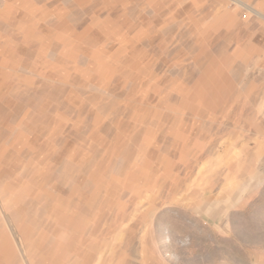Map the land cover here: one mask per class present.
<instances>
[{
  "label": "rangeland",
  "instance_id": "1",
  "mask_svg": "<svg viewBox=\"0 0 264 264\" xmlns=\"http://www.w3.org/2000/svg\"><path fill=\"white\" fill-rule=\"evenodd\" d=\"M0 264H264V0H0Z\"/></svg>",
  "mask_w": 264,
  "mask_h": 264
}]
</instances>
